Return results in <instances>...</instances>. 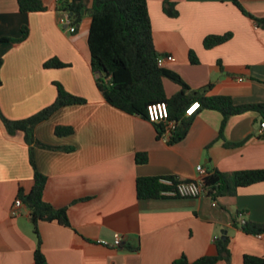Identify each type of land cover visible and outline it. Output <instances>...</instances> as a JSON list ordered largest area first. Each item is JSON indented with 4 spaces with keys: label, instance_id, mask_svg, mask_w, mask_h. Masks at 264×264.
Instances as JSON below:
<instances>
[{
    "label": "crops",
    "instance_id": "1",
    "mask_svg": "<svg viewBox=\"0 0 264 264\" xmlns=\"http://www.w3.org/2000/svg\"><path fill=\"white\" fill-rule=\"evenodd\" d=\"M41 1L45 11L22 13L18 0H0V108L10 120L29 118L55 102V82L87 100L62 108L36 128L40 142L58 148L34 149L38 169L47 177L44 199L57 209L67 208L70 221V226L39 223L48 263L174 264L182 256L195 262L217 254L216 239L223 232L232 258L218 264H244L245 255L264 258V238L234 224L241 214L246 221L264 224V183L216 201L137 196L142 177L196 180L198 166L228 174L264 170L262 116H232L221 135L223 114L205 109L196 112L184 140L173 145L162 141L156 125L111 106L98 89L90 64V15L84 11L77 31L70 33L59 24L60 4ZM85 1L89 8L91 0ZM172 1L177 18L164 13L165 0H148L156 49L176 59L164 68L193 90L212 85L210 95L229 96L237 105L264 104V29L232 0ZM239 1L248 12L264 16V0ZM23 27L29 30L27 39L11 42L21 38ZM226 33L233 34L228 43L204 48L207 36ZM191 51L198 64L191 63ZM54 58L69 67L46 69L44 64ZM164 85L168 97L181 90L169 79ZM58 126H70L74 133L58 137ZM138 153L148 154L146 164H137ZM33 186L24 134H8L0 120V264H36L38 240L30 210L11 215L19 190L28 194ZM116 236L123 239L120 247L113 246Z\"/></svg>",
    "mask_w": 264,
    "mask_h": 264
},
{
    "label": "trees",
    "instance_id": "2",
    "mask_svg": "<svg viewBox=\"0 0 264 264\" xmlns=\"http://www.w3.org/2000/svg\"><path fill=\"white\" fill-rule=\"evenodd\" d=\"M233 4L255 24L264 29V16L257 17L248 12L239 0H232ZM22 13L43 12L46 10L41 0H18ZM60 9L69 12L76 24L80 23L83 12L91 17L88 45L90 49V64L96 75L98 89L105 100L113 107L134 116L148 120V107L155 103H166L170 112V120L177 122V127L169 141L170 145L176 144L186 138L193 117H186L187 109L194 103H200L201 110H215L223 114L224 120L221 135L227 121L232 116L248 112L259 113L264 121V104L237 105L229 96L210 95L212 85L193 90L182 77L174 71L158 65L161 56L154 43L152 21L148 9V0H91V6L86 7L85 0H61ZM164 13L170 18H177L179 11L177 4L172 0H165ZM29 30L22 28L19 39L11 42H22L27 39ZM233 34L210 35L204 39V48L212 50L232 40ZM192 64H198L196 54L190 52ZM3 60H0V88L3 85L1 69ZM46 69H64L68 64L54 58L44 64ZM171 80L181 87L179 93L168 97L164 82ZM57 89V98L53 104L44 108L33 116L22 120H10L4 116L0 108V120L8 134L18 132L24 134L25 142L30 148V164L34 169V186L28 194L23 189L19 190L18 198L30 210V218L34 233L37 236L38 246L35 252L36 264H49L43 251L42 240L38 225L40 222H57L63 226H70L68 209H57L44 199L47 177L40 172L34 157L36 147L45 149H58L40 142L36 136L38 125L49 120L55 113L64 107L86 104L87 100L70 93L61 83H54ZM262 121V122H263ZM187 126V127H186ZM158 135L162 127L157 126ZM74 133L70 126H58L55 134L58 137L69 136ZM160 138V137H159ZM235 147L237 144H226ZM67 150H72L67 149ZM147 153H138L136 162L139 165L148 162ZM171 180L172 185L163 181ZM193 183L196 180H182L177 176L142 177L137 180V196L139 200L181 198L170 196L169 192L176 190L181 183ZM264 183V170H247L234 173L219 171L208 172L203 179L206 197L216 201L220 197L236 196L242 188ZM239 217V215H238ZM234 221L235 226L242 228L252 235H264V224L246 221L240 225L239 218ZM217 254L204 256L195 262H190L186 256L177 259L174 264H218L220 261L231 262L232 253L229 248V239H216ZM135 251L137 249H133ZM244 264H264V258L245 255Z\"/></svg>",
    "mask_w": 264,
    "mask_h": 264
},
{
    "label": "built area",
    "instance_id": "3",
    "mask_svg": "<svg viewBox=\"0 0 264 264\" xmlns=\"http://www.w3.org/2000/svg\"><path fill=\"white\" fill-rule=\"evenodd\" d=\"M61 0H56V3L60 4ZM59 24L60 26L70 33H75L77 31V24L74 22L72 15L69 12H64L57 8ZM176 59L172 55H161L158 58V65L162 68L165 67L167 63H174ZM200 109V103L196 102L192 104L186 111V117H193L196 112ZM148 121L156 126L162 127V133L159 136L160 139L166 143H169L173 132L177 127V122L170 120V112L168 105L166 103H155L148 107ZM261 129L264 131V121L261 123ZM198 178L196 182L193 183H181L176 187V190L168 193L170 196H179L181 198H200L206 197L205 187L203 184V179L208 176V171L203 166L197 167ZM167 185H172L171 180L163 181ZM26 208L24 203L18 198L11 210V215L13 217H19L23 213V209ZM239 222L241 226L246 224L244 216L239 215ZM258 238H264V235H257ZM123 239L120 236H116L113 246L120 247ZM100 244L105 246H112L111 243L107 241H99Z\"/></svg>",
    "mask_w": 264,
    "mask_h": 264
},
{
    "label": "water",
    "instance_id": "4",
    "mask_svg": "<svg viewBox=\"0 0 264 264\" xmlns=\"http://www.w3.org/2000/svg\"><path fill=\"white\" fill-rule=\"evenodd\" d=\"M186 127H187V126H186ZM226 235H227V233H226V232H223V237H222L223 240L226 239Z\"/></svg>",
    "mask_w": 264,
    "mask_h": 264
}]
</instances>
